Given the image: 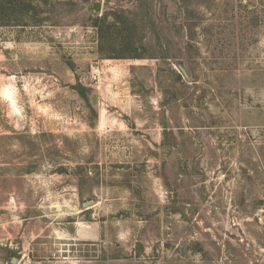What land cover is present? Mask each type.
I'll return each instance as SVG.
<instances>
[{
    "label": "rangeland",
    "instance_id": "374dc122",
    "mask_svg": "<svg viewBox=\"0 0 264 264\" xmlns=\"http://www.w3.org/2000/svg\"><path fill=\"white\" fill-rule=\"evenodd\" d=\"M0 264H264V0H0Z\"/></svg>",
    "mask_w": 264,
    "mask_h": 264
},
{
    "label": "water",
    "instance_id": "95a60500",
    "mask_svg": "<svg viewBox=\"0 0 264 264\" xmlns=\"http://www.w3.org/2000/svg\"><path fill=\"white\" fill-rule=\"evenodd\" d=\"M87 10H88L89 12L94 11V12H96V13L99 14V13H101V11H102V3H101V2H97V3L94 4L93 7H88ZM182 70H183V72H184V69H182ZM92 102H93L94 105L97 104V95H96V94H94V95L92 96Z\"/></svg>",
    "mask_w": 264,
    "mask_h": 264
},
{
    "label": "built area",
    "instance_id": "2783aa9c",
    "mask_svg": "<svg viewBox=\"0 0 264 264\" xmlns=\"http://www.w3.org/2000/svg\"><path fill=\"white\" fill-rule=\"evenodd\" d=\"M101 69L99 67H93L92 68V77H93V81L95 83L99 82L100 79V75H101Z\"/></svg>",
    "mask_w": 264,
    "mask_h": 264
},
{
    "label": "trees",
    "instance_id": "16d2710c",
    "mask_svg": "<svg viewBox=\"0 0 264 264\" xmlns=\"http://www.w3.org/2000/svg\"><path fill=\"white\" fill-rule=\"evenodd\" d=\"M108 1H110V0H108ZM126 11H124V13H125ZM129 14H133L134 15V13L133 12H129ZM117 26V23H114V24H112L111 25V27H116ZM109 40H112V38H110ZM101 51H102V48H101ZM123 57V56H122ZM131 58H140V56H138V55H135V56H131Z\"/></svg>",
    "mask_w": 264,
    "mask_h": 264
}]
</instances>
